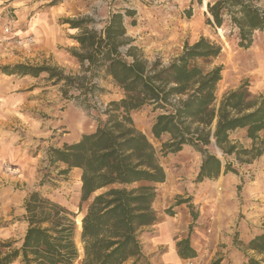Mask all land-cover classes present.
Segmentation results:
<instances>
[{
    "label": "trees",
    "instance_id": "trees-1",
    "mask_svg": "<svg viewBox=\"0 0 264 264\" xmlns=\"http://www.w3.org/2000/svg\"><path fill=\"white\" fill-rule=\"evenodd\" d=\"M62 1L53 0L51 6ZM261 1L210 0L208 23L236 30L240 47L248 49L256 32L264 34ZM133 15V11L113 13L101 31L90 29L89 18L67 21L71 29L80 31L74 37L79 49L71 51L81 68L77 76L47 64L2 69L6 75L22 77L45 74L54 86L64 84L67 90L78 92L71 98L86 109L91 98L104 91L97 83L101 78H111L124 97L109 104L102 113L105 119H98L94 132L61 148H51L47 154L50 167H65L59 175L73 169L82 172V253L76 240V214L35 191L24 202L22 221L27 230L22 244L14 248L12 242L0 243L4 249V253L0 250V264H148L142 238L158 222L153 208L156 186L165 183L167 175L157 150L133 121L132 113L144 107L157 113L151 136L161 143L163 156L191 147L202 157L196 183L216 180L222 172L238 174L228 157L248 163L262 156L264 95H252L244 84L228 92L216 106L222 67L209 71L206 67L220 56L221 47L201 38L192 45L186 43L181 55L168 65L160 60L149 63L127 37L126 20ZM239 130H245L253 142L251 150L230 140ZM163 138L168 140L163 142ZM216 151L221 152L225 164ZM244 158L247 160L242 161ZM178 249L183 259L196 257L189 239L179 242ZM247 249L264 257V233ZM247 263L261 264L253 258Z\"/></svg>",
    "mask_w": 264,
    "mask_h": 264
},
{
    "label": "rangeland",
    "instance_id": "rangeland-1",
    "mask_svg": "<svg viewBox=\"0 0 264 264\" xmlns=\"http://www.w3.org/2000/svg\"><path fill=\"white\" fill-rule=\"evenodd\" d=\"M52 1L0 0V161L19 170V174L0 172V212L3 214L0 243L12 242L14 248L21 246L27 230V224L22 221L24 202L32 192L39 191L44 197L66 207L76 214V221L81 219L82 223L83 214L79 209L82 172L73 169L67 175H59L60 169L65 167L60 166L59 170L50 167L47 154L51 148H61L65 143L77 142L82 135L94 132L98 119H105L102 113L109 104L124 97L111 78H101L97 83L104 91L96 93L86 109L71 98L78 92L67 90L64 84L54 86L53 82L47 81L45 74L39 78L4 74V67L47 64L63 69L66 75L77 76L81 68L71 51L79 49L74 37L80 31L71 29L67 21L89 18L92 20L90 29L101 31L113 13L133 11L132 18L126 20L127 37L134 40L133 45L145 60L149 63L160 60L163 65L181 55L186 43L192 45L205 38L221 47L220 56L206 67L207 71L222 67L217 107L228 92L244 84L248 85L252 95H264V34L256 32L252 46L241 48L236 30L228 25L222 28L209 25L207 3L210 0H202L201 4L195 0H63L51 6ZM260 6L264 9V0ZM5 28L10 29L8 34L3 32ZM65 91L67 95H64ZM156 114L150 107H144L133 112L132 118L138 130L157 150L166 175L171 173L177 181L181 180L179 183L185 178L188 182L181 188L160 190L156 212L161 217H171L178 212L175 207L186 202L189 215L193 217L198 211L192 204L196 199L191 194L199 184L196 178L202 157L193 148V154L186 152V147L182 153L163 156L161 143L151 136ZM260 137L264 142V131ZM167 140L163 138V142ZM230 140L245 149H252L253 142L247 139L245 130L236 131ZM215 153L224 164L228 161L238 171V174H229L240 176L241 184L234 195L237 202L244 199L243 188L247 186L249 201L264 203V172L256 171L257 163L264 159V150L261 157L248 163L239 162L235 156L226 161L220 151ZM20 158L33 164L24 165ZM245 160L247 158L242 159ZM220 186L222 189V182ZM224 188L227 189L225 185ZM209 190L205 189L206 192ZM227 192H219L217 200L222 201L230 194ZM182 217L180 221L184 222ZM80 231L77 245H81ZM151 236L149 230L142 243ZM0 250L4 253V249ZM206 259L210 264L222 261L218 255H207Z\"/></svg>",
    "mask_w": 264,
    "mask_h": 264
},
{
    "label": "crops",
    "instance_id": "crops-1",
    "mask_svg": "<svg viewBox=\"0 0 264 264\" xmlns=\"http://www.w3.org/2000/svg\"><path fill=\"white\" fill-rule=\"evenodd\" d=\"M185 150L194 153L192 148L186 147ZM20 159L24 165L33 164L24 161L25 158ZM262 160L257 163V173L264 172L262 167L264 159ZM200 163L201 160L199 165ZM179 182L181 180L177 181L176 177L167 173L165 183L157 185V196L153 204L155 211V204L160 197L159 191L181 188L188 183L186 178L182 183ZM221 182L222 189H220ZM239 184H241L240 176L225 175L224 172L218 180L199 183L191 194L196 199L195 203H192L198 211L196 219L190 217L186 204L176 206L174 210L178 212L174 216L161 217L157 214L158 222L149 229L152 231V236L143 243L148 264H210L206 259L207 255H218L222 259L220 264H248V258L264 264L262 255L246 247L255 237L264 233V203L249 201L247 186L243 188L244 199L238 203L235 196ZM224 185L229 191L227 193L230 194L224 199L220 197L222 201H219L217 200L219 192L226 191ZM206 188H210L209 192L205 191ZM168 194H171L170 191ZM181 217L184 222L180 221ZM2 218L3 214L0 212V221L3 220ZM186 239L190 240V246L196 252L195 258L183 259L179 255L178 243Z\"/></svg>",
    "mask_w": 264,
    "mask_h": 264
},
{
    "label": "built area",
    "instance_id": "built-area-1",
    "mask_svg": "<svg viewBox=\"0 0 264 264\" xmlns=\"http://www.w3.org/2000/svg\"><path fill=\"white\" fill-rule=\"evenodd\" d=\"M9 31H10L9 28H5L3 32L5 34H8ZM0 103H1V100H0ZM0 172L1 173L6 172V173H10V174H19V170L16 167H11L10 165H8L4 162H1V161H0Z\"/></svg>",
    "mask_w": 264,
    "mask_h": 264
},
{
    "label": "bare ground",
    "instance_id": "bare-ground-1",
    "mask_svg": "<svg viewBox=\"0 0 264 264\" xmlns=\"http://www.w3.org/2000/svg\"><path fill=\"white\" fill-rule=\"evenodd\" d=\"M205 7V6H204ZM206 8V7H205ZM77 224H78V228L81 230V219H77ZM78 247H79V249L81 250L82 249V247H81V245L78 243Z\"/></svg>",
    "mask_w": 264,
    "mask_h": 264
}]
</instances>
